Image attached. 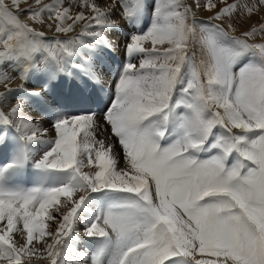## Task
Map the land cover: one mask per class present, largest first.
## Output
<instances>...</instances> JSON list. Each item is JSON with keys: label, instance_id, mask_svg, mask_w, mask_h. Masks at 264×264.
Returning a JSON list of instances; mask_svg holds the SVG:
<instances>
[{"label": "snow or ice", "instance_id": "snow-or-ice-1", "mask_svg": "<svg viewBox=\"0 0 264 264\" xmlns=\"http://www.w3.org/2000/svg\"><path fill=\"white\" fill-rule=\"evenodd\" d=\"M61 3L35 11L30 5L28 14L40 24L46 14L47 27L63 34L87 21L79 44L55 40L46 47L44 32L19 19L20 0H0V72L8 65L25 81L39 73L47 78L44 95L22 90L26 96L8 114L0 111V147L10 153L0 162V264L37 255L34 241L44 243L50 264H264V23L236 34L241 18L250 19L264 0H194L195 9L212 13L208 21L197 20L184 0H158L150 26L126 45L129 60L104 111L122 168L115 145L97 140L91 107L69 114L45 98L49 84L71 69L95 78L88 45L107 46L116 0L107 9L73 0L84 9L75 16L72 5ZM119 5L133 27L147 11L146 0ZM89 8L93 15L86 16ZM197 48L205 57L199 65ZM11 79L0 75L6 88ZM28 99L51 111L54 141L38 139L36 122L24 112ZM28 170L35 182L16 183ZM46 219L59 221L55 232ZM81 223L95 248L70 261Z\"/></svg>", "mask_w": 264, "mask_h": 264}, {"label": "bare ground", "instance_id": "bare-ground-1", "mask_svg": "<svg viewBox=\"0 0 264 264\" xmlns=\"http://www.w3.org/2000/svg\"><path fill=\"white\" fill-rule=\"evenodd\" d=\"M49 1H50L49 4L51 3V5L56 3V0H49ZM89 2L95 3L98 7L102 8V9H107L109 5L113 4V0H89ZM200 2L202 3L203 0H200ZM81 3H82V0H81ZM191 3L194 4V0H187L185 4H187L190 7H193V10L197 12V15H196L197 20L205 21L206 17L210 18L211 15L209 13H205V10H203V9H200V10L195 9V6L192 5ZM20 4L23 6V8H21L22 11H20L21 22L29 24L30 26L36 28L37 31H43L45 34L44 40H45V46L46 47L49 45H51L52 47H55V44L53 43L52 40L54 38H57V37H58V40H61V41L75 40L76 43L79 44L82 29H83L84 25L87 23V21H82L79 24H77L75 26L74 30L68 34L56 33L53 28L47 27L48 24L52 23V21L48 20L47 18H46V20L43 19L44 20L43 24L37 23L36 21H34L33 19L30 18L29 14H28L29 6L30 5L32 6L33 11H35L38 8V5L35 4V0H33V1L32 0H20ZM69 5H72L71 8H75V6H77L76 8L79 10V12L84 11V9L80 6L79 3L73 4V0H62L61 9L63 7H69ZM119 7H121L119 5V0H116V6L112 7L111 10L108 12V16H109L110 20L115 22L116 27L111 29V30H106L104 32V36L106 38V41L113 48V50L119 55L121 62H122V65L116 66L114 64H111L107 59L105 60L106 62H104L103 60L92 58V68L94 70L95 76L98 78V80H100L102 83H104L107 86V89H105V91L103 93L106 94L109 101H110L111 96H112L111 91H112V87L114 86L115 78L120 74L123 66L129 60V58L127 57V54H126V45H127L126 42H128V41H126L125 38L123 39L124 36H122L125 29H123L124 23H123L122 14L120 12ZM75 15H73V16H75ZM85 15L86 16L93 15L90 8L85 11ZM253 15L256 17V19L262 17L258 14V7L254 11ZM114 16H116V18H114ZM67 23H72V21H68ZM121 23H122V25H121ZM240 23L244 25L243 27H246L247 25L252 24L253 20L241 19ZM245 24H247V25H245ZM86 37H88V36L84 35L82 37V39L85 43H86ZM128 38H130V37H128ZM128 38H126V39H128ZM146 45H148V46H146ZM144 47L146 49H150V47H152V46H151L150 42H147L144 44ZM197 56L200 59L199 61H201L202 59L205 58L201 55L199 48H197ZM136 59H138V58H133V62ZM197 63H198V61H197ZM112 67H113L114 73L112 72ZM73 70L75 71L76 69H73ZM96 72H98V74H96ZM3 73H7L9 76L13 77V79H11L10 82L7 84V88H6L5 84L0 83V89L1 90H7V89L16 90V91L10 92L7 100H3L4 102H3L2 106H0V111H3L5 114H8V112L10 111V108L15 105V103L18 99L24 98V96L22 95L20 87L27 86L29 88L37 89L38 91L42 90L41 87H42L44 81L42 79H40L36 74L33 75L35 78L31 82H29L28 85H26L25 80L19 78V74L13 72V70L8 65L4 66L3 72H0V75H2ZM111 74H113V75H111ZM66 76L67 75H62L58 80H54L53 83L55 84V86L60 85L61 81H63L66 78ZM79 88L83 91V88L81 86H79ZM46 98L47 99L50 98L49 94L46 95ZM103 99L105 101V97H103ZM49 104H52V102H49ZM81 106H82L81 109L88 107L86 104H81ZM106 106L107 105L105 104L104 108H106ZM46 109H47V106H42V105L35 106L34 104H31L27 101L24 104V112L28 116L32 117L33 121L36 122V124H37V128L39 130L38 139L43 140V141L52 142L56 138L55 137L56 133H55L54 128L52 126L53 125L52 124V121H53L52 113H51V111H48ZM100 117H102V116H100ZM100 117H96L97 123H99ZM107 127H109V126L107 125ZM44 129L47 130L46 133L43 132ZM110 133L111 132L109 130L108 135ZM105 135L106 134H105L104 129L100 126V128L96 130L97 140H102V138H104L102 136H105ZM109 137H107V141L105 142L106 146L109 145L111 142L109 140ZM78 139H79V137H78ZM115 142H117L116 139H115ZM48 147H49L48 144L42 145L41 151L43 149L48 148ZM115 152L117 153V155L120 158L119 167H121V168L124 167L122 152L118 148H115ZM86 169H89L87 172L92 171V169L90 167H86ZM31 177L33 180L36 179L34 174H32ZM61 199L63 200L64 198L62 197ZM49 212L53 215H56L54 209H52V210L49 209ZM52 221L53 220H47L46 219V224L48 225L47 230L53 232L52 229L56 230L55 226L58 224L59 221L58 220H55L54 222H52ZM80 225L82 226V223L77 225L78 235H81V237H84V233L79 231ZM20 229H22V226ZM45 239L49 243L52 242L51 239L48 238L47 236L45 237ZM40 243L44 244L43 242H40ZM91 243H94V242L91 240ZM76 253H78V252H76ZM71 261H76V260L74 258V260H71ZM34 262H43V263H47V264L50 263V261H45L42 258H37Z\"/></svg>", "mask_w": 264, "mask_h": 264}, {"label": "rangeland", "instance_id": "rangeland-1", "mask_svg": "<svg viewBox=\"0 0 264 264\" xmlns=\"http://www.w3.org/2000/svg\"><path fill=\"white\" fill-rule=\"evenodd\" d=\"M33 1V0H32ZM156 1H158V0H156ZM186 1L187 0H184V3H186ZM49 0H41V4H39L38 5V8H40V7H42V6H44V5H51V3L49 4ZM205 2V0H203V2H202V4ZM229 2H234V0H229ZM248 2L249 3H252V4H258V0H248ZM151 12H152V9H153V7L155 6L152 2H151ZM192 5H194L193 3H191ZM77 6H75V8H71V14L72 15H75V14H77L78 12H79V10L76 8ZM218 7H219V5H218ZM20 8H23V6L20 4ZM37 8V9H38ZM22 11V10H21ZM260 12V13H259ZM205 13H209L210 15H212V13H210V12H206V10H205ZM258 14L260 15V16H262V17H260V18H258V19H256V17L254 16V15H252V17L249 19V18H247V17H243V18H241V19H246V20H253V23L252 24H249V25H247V24H245V25H247L246 27H243L244 25L243 24H241L240 22L237 24V35H239L240 34V32L241 31H243V30H250L252 27H256V28H258L259 26H260V24L261 23H264V6H258ZM18 15H19V19H20V12L18 13ZM46 18H47V15L46 14H44V16H43V19L44 20H46ZM114 18H116V16H114ZM209 17H206L205 18V21H208L209 19H208ZM259 21V22H258ZM150 22H151V19H149L147 22H146V24H147V27H149L150 26ZM213 23H217V22H215V21H213ZM256 23V24H255ZM121 25H122V23H121ZM123 29H125V31L123 32V34H122V36H124L123 37V39L125 38V40L126 41H128V42H126V44H128L129 42H130V38H128V37H131L130 35H128V32H127V30H126V28H125V26L123 27ZM127 36V37H126ZM126 38H128V39H126ZM257 41H261V37L260 36H257L256 38H255ZM146 46H148V45H146ZM159 49H160V51H163L164 50V48H167L168 47V45L167 44H165V45H163V46H157ZM151 48V47H150ZM0 50H2V48L0 49ZM196 60L198 61V63L197 64H199V58H198V56H197V54H196ZM196 61V62H197ZM134 63H136V65L137 64H139V61H138V59H136L135 61H134ZM112 72L114 73V70H113V67H112ZM96 74H98V72H96ZM111 75H113V74H111ZM50 84H54L53 83V81L50 83ZM55 85V84H54ZM6 90H1L0 89V93H4ZM3 100H0V106H2V104H3ZM213 110H215V109H213ZM51 124V123H50ZM103 129H104V131H105V136H102V137H104V138H102V140L104 141V142H106L107 141V137H109V140L111 141L110 142V144H112V145H114L115 144V148H118L121 152H122V149H121V147L119 146V144L117 143V142H115V137H113L112 135H111V133L108 135V129H110L109 127H107V124L104 122V119L102 118V117H100V120H99V123H98ZM53 126V125H52ZM235 131H239V130H235ZM107 136V137H106ZM113 137V138H112ZM43 151V150H42ZM41 151V152H42ZM122 155H123V152H122ZM89 169H86V167L83 169V171L84 172H87ZM52 210V209H51ZM55 220H53L52 222H54ZM21 226H22V223H21V225H18V228H21ZM53 230V232H55V230L54 229H52ZM81 230H83V225L81 226L80 225V228H79V231H81ZM82 233H84V232H82ZM25 237H26V234H25ZM13 239L14 240H19L20 239V236H19V233H14L13 234ZM34 243V245H35V247L39 250V252H38V254L37 255H33V256H31V257H24V258H22V263H26V262H34L37 258H42L43 260H45V261H50L49 260V258L47 257V253H46V251H45V245L44 244H42V243H37L36 241H34L33 242ZM90 245H95L94 243H91ZM78 252L79 250L78 249H75L74 247H73V251H71V252H69L68 254H67V259L68 260H74V258H75V260H79L81 257L80 256H78V254L76 253V252ZM79 257V258H78ZM48 264H50V263H48Z\"/></svg>", "mask_w": 264, "mask_h": 264}]
</instances>
